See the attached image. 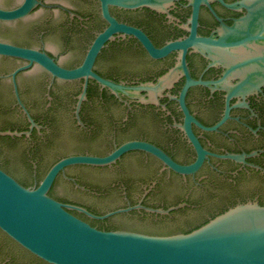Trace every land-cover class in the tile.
Returning a JSON list of instances; mask_svg holds the SVG:
<instances>
[{
	"label": "flooded vegetation",
	"instance_id": "obj_1",
	"mask_svg": "<svg viewBox=\"0 0 264 264\" xmlns=\"http://www.w3.org/2000/svg\"><path fill=\"white\" fill-rule=\"evenodd\" d=\"M23 1L10 0L0 9L14 10ZM36 1L25 17L0 21V42L44 53L67 70L80 66L96 35L107 27L98 2ZM246 1L212 0L209 6H200L196 36L219 39L227 36L228 28L239 29L248 15ZM110 13L119 23L144 32L157 49L186 39L192 28L187 0L174 2L167 13L146 8H110ZM50 39L57 41L52 48ZM234 40L235 48L220 50L216 60L198 48L185 55L190 79L209 83L190 86L184 98L190 117L198 123H191L190 130L207 152L198 171L181 175L149 153L130 151L106 166L66 168L49 196L96 217L131 209L103 220L70 213L98 230L151 236L185 234L239 204L264 207V84L258 90L247 84L238 89L244 82L258 80L255 73L262 69L250 60L264 51L259 45L240 44L244 37L238 34ZM181 63L180 51L152 59L133 37L116 36L98 54L93 72L139 90L134 98L115 95L90 79L80 99L83 80H61L35 63L0 56V169L22 186L34 188L40 183L36 179L63 158L106 157L129 142L155 146L178 165L192 164L196 154L184 134V113L178 102L187 80ZM60 181L71 197L56 193ZM106 201L114 203L103 206ZM191 216L197 219L191 222ZM178 220L187 223L163 227ZM148 223L153 227H146ZM10 241L0 239V264H47Z\"/></svg>",
	"mask_w": 264,
	"mask_h": 264
},
{
	"label": "water",
	"instance_id": "obj_2",
	"mask_svg": "<svg viewBox=\"0 0 264 264\" xmlns=\"http://www.w3.org/2000/svg\"><path fill=\"white\" fill-rule=\"evenodd\" d=\"M9 1L0 0V4H7ZM96 1L99 4L100 15L107 27L96 35L80 66L67 70L55 64L53 59L44 53L1 42L0 56L25 60L30 64L35 63L53 77L61 80H83L84 86L80 99L84 98L87 81L90 79L115 95L122 93L134 98L139 88L105 80L93 72L94 62L105 45L116 36H128L139 42L152 59H162L173 51H180L181 67L187 80L178 102L184 113V134L195 151L196 159L188 166H181L155 146L142 142H129L106 157L69 156L63 158L51 166L34 188L22 186L0 169V232L29 254L47 264H264V207L257 203L249 202L236 205L187 234L151 236L128 231L98 230L70 213L71 210H74L90 218L103 220L131 209L109 213L104 217H96L84 209L63 205L49 196L54 181L60 173H64L66 168L75 165L106 166L130 151L149 153L175 173L194 174L202 166L207 152L202 149L190 130L191 123L197 125L198 123L190 117L184 98L190 86L208 85L209 83L190 79L185 67L187 50L198 48L208 59L216 60L220 58L218 55L220 50L227 51L235 48L234 37L238 34L244 37L240 44L259 45L264 51V0H247L243 6L248 11V15L242 19L240 28H228L227 36L219 39L196 36L199 8L202 5L209 6L208 2L212 0H187L192 8L190 20L192 28L189 36L184 40L170 42L160 49L155 48L147 35L140 29L119 23L111 15L110 8L124 10L146 8L158 13H167L168 7L179 0ZM36 4V0H24L14 10L0 9V21H15L23 18ZM48 43L52 48L57 41L50 39ZM250 63L258 65L262 69L255 73L258 80L244 82L238 89L244 88V85L247 84L251 89L258 90L264 84V55L256 56L250 60ZM223 80L221 81L223 82ZM230 98L231 95L227 98L226 117ZM30 122L34 126L33 121L30 120ZM214 129L212 128L210 131ZM1 135L21 136L19 133ZM229 158L243 161L242 157L230 156ZM67 189V186L60 181L56 193L62 197H71V193ZM113 203V201H106L103 206ZM147 211L159 214L168 213L162 210L147 209ZM202 213L206 214L207 209L202 210ZM197 216H191L189 221H195ZM132 223L139 224L140 222H130V224ZM186 223V220H178L175 224H165L163 227L172 226L174 228ZM145 226L153 227L150 223Z\"/></svg>",
	"mask_w": 264,
	"mask_h": 264
},
{
	"label": "trees",
	"instance_id": "obj_3",
	"mask_svg": "<svg viewBox=\"0 0 264 264\" xmlns=\"http://www.w3.org/2000/svg\"><path fill=\"white\" fill-rule=\"evenodd\" d=\"M46 172V171H45ZM43 178V176H39L37 179H36V181L39 183L40 181H41V179ZM27 184H29L30 185V183H27ZM27 184H26V186H27ZM25 185V184H24ZM227 210H222L218 215H221L222 213H224V212H226ZM217 215V216H218ZM215 218V217H214ZM213 219V218H212ZM207 222H209V221H207ZM206 222V223H207ZM205 223V224H206ZM200 227V226H199ZM199 227H196L195 229H197V228H199ZM193 230V229H192ZM192 230H190V231H188V232H185V234H187V233H190ZM0 239L1 240H3V241H5V242H7V243H9V244H12L11 243V241L4 235V234H2L1 232H0Z\"/></svg>",
	"mask_w": 264,
	"mask_h": 264
}]
</instances>
